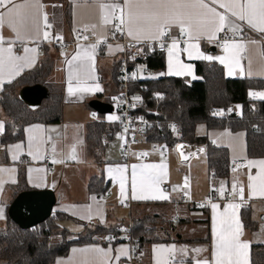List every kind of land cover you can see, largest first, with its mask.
<instances>
[{
  "label": "crops",
  "instance_id": "0c3cea01",
  "mask_svg": "<svg viewBox=\"0 0 264 264\" xmlns=\"http://www.w3.org/2000/svg\"><path fill=\"white\" fill-rule=\"evenodd\" d=\"M205 2L235 20L240 26L238 32H249L238 40L227 41L228 47L219 50L220 31L213 39L207 35L196 37L197 23L208 18L202 15L206 10L189 7L185 11L191 17V24L186 20L184 31L176 24L167 27L170 49L164 54V71L155 74L139 69L140 80L159 76L186 78L189 83L200 80L195 74L197 61L221 66L227 79H264V44L250 31L261 32L246 21L231 17L219 4L213 5L210 0ZM13 4L23 5L19 16L8 14V8ZM13 4L0 8V13L4 14V22L0 25V57L4 61L0 88L33 69L42 59H50L54 64L51 79L64 84V93L60 121L25 126L23 140L2 144L6 117L0 115L3 125L0 130V209L3 212L0 224L6 223V207L14 199L13 189L22 176L31 190L53 191L56 201L52 214L64 216L56 224L70 235L84 233L95 226H116L120 232L125 225L131 227L134 219L149 215L159 221L155 229V234L161 238L159 242L138 243L133 249L119 242L108 245L106 239L110 234H98L91 243L70 247L67 255L57 257L53 264H202L204 261L215 264L219 258V237L224 235L230 239L236 231L237 221L241 225L238 239L247 243L248 248L240 249L231 258L233 264H251V246L264 245V166L249 165L248 162L262 161L264 156L247 154L246 133L197 127L199 136L206 135L213 146L226 149L230 166L227 177L214 178L209 171L206 145H197L198 152H190L194 155L186 164H181L169 146H166V155L154 152L144 155L140 151H151L159 144L139 138L131 146L133 154L126 158L122 153L125 140L120 126L112 140H104V150L99 160H95L86 147L87 124L94 121L118 123L119 116L114 121H107L90 109L88 102L112 99L113 111L118 115L111 68L121 57L122 40L113 31L115 22L120 23L121 18L127 21L129 9L124 7L123 0H13ZM102 4L120 7L102 8ZM105 16L108 23H104ZM121 26L125 39L152 42L161 37L154 24L143 23L140 38L128 35L127 23ZM77 30H83L82 38L75 36ZM189 32L193 33L191 37ZM59 42L66 45L65 50ZM235 44L244 47L237 48L233 46ZM74 56L77 59L73 60ZM206 56L213 59H204ZM15 66H20L19 74H14ZM250 92L264 100L261 95L264 93L253 89L248 91L247 99ZM228 108L238 110L242 105L231 104ZM234 162L243 163L244 167H234ZM97 175L102 176V185L106 187L101 196L90 193L87 188L89 180ZM183 180L188 181L185 202L179 199ZM236 192L249 201L250 218L255 223L253 230H247L243 225L241 204L227 200L228 193ZM161 193L167 199L150 198ZM208 197L212 200L206 209L193 204ZM53 238L59 239L58 235ZM135 253L139 255L138 259L134 258Z\"/></svg>",
  "mask_w": 264,
  "mask_h": 264
},
{
  "label": "trees",
  "instance_id": "16d2710c",
  "mask_svg": "<svg viewBox=\"0 0 264 264\" xmlns=\"http://www.w3.org/2000/svg\"><path fill=\"white\" fill-rule=\"evenodd\" d=\"M148 70L158 74L164 71V53L149 54L146 59ZM119 59L112 64L111 75L113 93L118 91L117 73ZM195 74L200 80H193L186 85V78L165 77L137 80L131 84V91L144 99L147 108L157 111L156 120L163 127L151 130L145 140L149 143H160L172 147L175 143L207 146V164L214 178L227 177L230 166L226 149L213 146L206 135L199 136L197 127L208 129H229L232 132L246 133L247 154L251 157L264 156V100L249 101V90L264 93V79H227L223 69L215 63L197 61L194 64ZM54 64L50 59H42L33 69L25 72L14 81L0 88V115L6 117L1 142L4 145L23 140L24 128L31 123L52 124L61 119L64 84L51 79ZM41 84L48 90V97L36 110L28 108L18 97L24 86ZM164 94V99L157 103L150 100L155 94ZM112 99L107 103L113 105ZM242 105L240 117L214 115L226 110L231 104ZM175 122L179 127L180 138L176 139L166 130V124ZM119 124L104 121L90 122L86 126L85 142L87 151L95 160L104 150V142L114 138ZM105 140V141H104ZM101 161V160H100ZM101 175L93 176L87 188L97 196L104 194ZM14 198L23 191L31 189L21 176L14 187ZM6 223L0 227V264H53L57 257L67 255L70 247L85 245L94 241L95 235H117L119 228H95L77 235H70L56 224L62 217L53 213L39 225L23 230L7 216ZM242 222L247 230H253L255 223L250 218L249 209L242 208ZM159 221L153 216L134 219L129 230L131 240L138 243L159 242L155 234ZM59 239L54 240L53 236ZM251 264H264V245H253L250 249Z\"/></svg>",
  "mask_w": 264,
  "mask_h": 264
},
{
  "label": "built area",
  "instance_id": "2783aa9c",
  "mask_svg": "<svg viewBox=\"0 0 264 264\" xmlns=\"http://www.w3.org/2000/svg\"><path fill=\"white\" fill-rule=\"evenodd\" d=\"M115 29L113 31L116 36L120 37L122 43V51L121 57L119 58L118 63V73H117V82H118V91L115 96L116 98V110L119 116V126L124 134V144L122 146L123 155L128 158L133 154V150H131V146L136 144L139 141V138H146V135L155 127L160 130L163 126L159 124L156 120L157 111L155 109L147 108L144 99L138 93H134L131 91L130 87L133 82L139 80V69L144 72H148V66L146 64V59L149 54L152 53H166L170 49L169 43V28H165L166 35L160 37L158 40L152 42H138L131 39H125L123 37V28L119 22H115ZM249 32L245 31L243 33L233 32L229 30L226 26L223 31H220L218 37V49L223 50L225 43L227 41L238 40L243 36L244 33ZM252 36L256 39L260 40L264 44V35L258 32H251ZM75 36L78 38H82L84 36L83 30H77L75 32ZM247 36V35H244ZM63 45V49H66V45L64 43L59 42ZM186 85H190L188 81H185ZM139 99H136V98ZM164 99V94L159 93L155 94L150 100L161 101ZM249 101H257L259 97L255 92H250L248 95ZM214 115H224L225 117H240L241 109L228 108L226 110H222L220 112H215ZM166 130L176 139L180 138L179 127L175 122H169L166 124ZM146 141V140H145ZM147 142V141H146ZM183 142L175 143L171 149L174 155L177 158V162L181 164H186L191 156L194 154H190V152H198L197 145H186L179 144ZM159 145L153 146L152 150L140 151L144 155L147 153H159V154H167L166 145L157 143ZM48 161V158H45ZM234 167L243 168V163L234 162ZM188 185L187 180H183L182 182V191L179 193V199L182 202L187 201L186 191ZM212 200L210 197L204 198L200 202H195L196 206L200 209H206ZM227 200H234L241 204V208H249V201L243 199L241 197L240 192L236 193H228ZM264 207V201H263ZM130 225L123 226L122 230L117 235H110L106 239V244L110 245L112 243H125L130 245L133 249L137 247L138 240H131L129 235ZM135 259L139 258V255L135 253Z\"/></svg>",
  "mask_w": 264,
  "mask_h": 264
},
{
  "label": "snow or ice",
  "instance_id": "6c2138e0",
  "mask_svg": "<svg viewBox=\"0 0 264 264\" xmlns=\"http://www.w3.org/2000/svg\"><path fill=\"white\" fill-rule=\"evenodd\" d=\"M124 7L128 8V18L125 21L123 18L120 19V24H128V35L140 38L143 33L141 25L143 23L154 24L156 26L158 36L166 35L165 28L173 24L179 25L181 31H184L185 21L188 20L191 24V17L185 9L189 7H199L205 9L206 12L202 15L208 17L204 22H198L196 28V37L200 35H207L209 39L215 38L216 32L223 31L225 26H229V30L235 32L240 31V26L235 22V20L230 19L225 13L218 12L215 7H210L209 3H206L205 0H123ZM211 4H219V7L225 9L226 13H230L231 17H235L236 20L246 21V23L253 29L264 33V0H210ZM13 4V0H0V8L7 7L8 5ZM23 5L13 4L12 7L8 8V14L12 15L15 13L17 16L20 15L19 9ZM102 8L111 7L113 9L120 7L117 4L113 5H101ZM115 15V13H113ZM4 22V14L0 13V25ZM109 19L107 16L104 17V23H108ZM15 30V26L12 21L9 22ZM193 35L192 32H189V36ZM150 38V37H146ZM254 43V42H253ZM173 46H175V41H173ZM237 48H243L242 44L233 45ZM225 47H228L226 44ZM10 53L11 49H7ZM25 51H29L25 49ZM34 51V50H33ZM204 59H213L211 56L203 57ZM16 59H20L17 57ZM77 59L76 56L73 57V60ZM223 63V60H221ZM3 58L0 57V71L3 68ZM20 66H15V73L19 74ZM85 91H90V89H84ZM97 91L100 89L97 88ZM71 92V88H69ZM264 96V94H261ZM136 99H139L138 97ZM109 119H116V117H109ZM3 129L2 123H0V130ZM16 147H19L17 145ZM75 159V156L72 157ZM249 165L259 164L264 166V160L262 161H249ZM251 180L252 177L250 176ZM252 188V185H249ZM262 195H264V188H262ZM133 198H143L147 199L149 197H136ZM152 199H167V196L161 193L159 196L150 197ZM215 207V205L213 206ZM229 207H234L229 205ZM3 212L0 209V218H2ZM241 225L237 221L236 231L230 239L225 238L224 235L219 237L220 243L218 245V256L215 260V264H233L232 255L238 254L240 249H247V243H241L238 239L240 235ZM215 233V230H214ZM75 251V250H74ZM86 251V250H85ZM97 251L102 252L104 250L97 249ZM111 251V250H109ZM119 251V250H118ZM196 251H200L197 249ZM118 259V257H117ZM59 264V262H58ZM202 264H208L207 261L202 262ZM238 264V262H237Z\"/></svg>",
  "mask_w": 264,
  "mask_h": 264
},
{
  "label": "water",
  "instance_id": "95a60500",
  "mask_svg": "<svg viewBox=\"0 0 264 264\" xmlns=\"http://www.w3.org/2000/svg\"><path fill=\"white\" fill-rule=\"evenodd\" d=\"M18 97L28 108L36 110L40 107L42 101L48 97V90L41 84L24 86L20 89ZM88 106L100 115L113 112V106L110 103L99 99L90 100ZM55 201L51 189L23 191L8 206L7 216L19 228L23 230L30 229L52 215Z\"/></svg>",
  "mask_w": 264,
  "mask_h": 264
},
{
  "label": "rangeland",
  "instance_id": "374dc122",
  "mask_svg": "<svg viewBox=\"0 0 264 264\" xmlns=\"http://www.w3.org/2000/svg\"><path fill=\"white\" fill-rule=\"evenodd\" d=\"M52 76V75H51ZM116 117L118 118V115L116 114L115 110L112 113L103 115V118L107 121H114L115 119H109V117ZM5 224H0V227H4ZM54 237V236H53Z\"/></svg>",
  "mask_w": 264,
  "mask_h": 264
}]
</instances>
